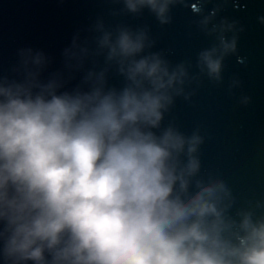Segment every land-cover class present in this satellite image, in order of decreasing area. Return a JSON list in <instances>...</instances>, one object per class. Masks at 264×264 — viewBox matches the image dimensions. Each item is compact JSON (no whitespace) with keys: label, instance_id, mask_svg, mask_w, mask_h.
<instances>
[{"label":"clouds","instance_id":"9594fccd","mask_svg":"<svg viewBox=\"0 0 264 264\" xmlns=\"http://www.w3.org/2000/svg\"><path fill=\"white\" fill-rule=\"evenodd\" d=\"M115 2L123 7L112 16L148 9L161 26L185 4ZM193 11L198 29L213 38L195 63L151 52L147 26L103 19L89 29L94 35L77 33L63 50L67 77L58 71L42 80L50 57L18 50L12 71L20 79L0 77L4 264H264V201L236 207L224 179L200 175V130L189 135L163 123L177 98L190 102L205 78L224 82L225 60L237 54L244 31L238 21H217L218 8ZM88 62L81 83L61 91ZM113 68L124 80L119 89L108 87ZM241 84L233 77L229 93Z\"/></svg>","mask_w":264,"mask_h":264},{"label":"water","instance_id":"95a60500","mask_svg":"<svg viewBox=\"0 0 264 264\" xmlns=\"http://www.w3.org/2000/svg\"><path fill=\"white\" fill-rule=\"evenodd\" d=\"M201 6L205 14L218 8L217 21L228 18L244 28L238 51L225 60L222 84L205 78L190 102L177 98L163 123L166 126L174 121L189 135L198 128L205 141L200 149L201 177L224 179L236 197V207L254 205L257 200L264 201V24L257 19L264 16V0H185L171 9L172 22L163 26L148 9L139 15L112 16L111 12L123 7L115 0H0V77L20 79L12 69L19 64L18 50L22 48L43 51L50 57L42 80L58 71L67 77L63 50L77 33L82 40L94 35L89 29L97 19L111 26H147L155 41L151 52H163L172 64L186 59L195 63L196 54L213 39L197 27L201 17L193 10ZM99 64L103 66L102 58ZM90 68L88 62L83 70L72 73L74 78L61 91L79 85ZM233 77L242 84L229 93ZM123 83V77L111 69L108 87L119 89ZM241 96L251 97L250 103L241 104ZM0 264H4L2 258Z\"/></svg>","mask_w":264,"mask_h":264}]
</instances>
